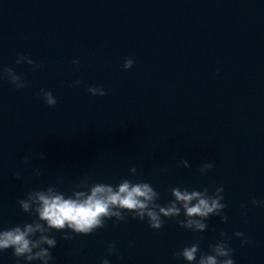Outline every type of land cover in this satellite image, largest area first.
I'll return each instance as SVG.
<instances>
[{
    "label": "water",
    "instance_id": "1",
    "mask_svg": "<svg viewBox=\"0 0 264 264\" xmlns=\"http://www.w3.org/2000/svg\"><path fill=\"white\" fill-rule=\"evenodd\" d=\"M4 66L26 81L4 79L7 227L31 219L17 202L28 191L58 183L70 194L85 177L150 182L160 204L173 187L224 188L227 220L209 216L204 232L182 216L158 230L130 216L71 239L54 230L55 264H186L173 252L220 239L235 264H264V207L251 203L264 199V0H6Z\"/></svg>",
    "mask_w": 264,
    "mask_h": 264
},
{
    "label": "clouds",
    "instance_id": "2",
    "mask_svg": "<svg viewBox=\"0 0 264 264\" xmlns=\"http://www.w3.org/2000/svg\"><path fill=\"white\" fill-rule=\"evenodd\" d=\"M17 65L27 63L35 65V61L24 54H17ZM79 66V60L72 61ZM134 64L132 58H126L122 68L130 69ZM0 79H7L17 89L26 86L23 76L13 68L0 66ZM81 81H74V86ZM87 91L93 95L104 96L105 89L100 86H87ZM40 95L48 106H55L56 97L52 91L41 88ZM40 158L44 153H39ZM29 158L25 157L27 161ZM178 166L188 168L189 161L181 159ZM211 162H205L199 171L204 174L212 168ZM34 174H39V169H34ZM129 171L137 174L136 166H131ZM57 184H50L43 188L28 191L24 198L18 199L19 207L28 213L30 220L0 227V252L11 250L15 257V264H55L52 249L57 245L55 232H62L64 239H71L73 234H91L96 229L105 226L109 219L115 218L116 222L125 221L129 216L147 222L153 230L160 229L164 218H182L177 222L185 229L193 232H204L209 216H219L226 221L224 214L226 204L224 201L223 186L216 187L209 193L208 188L189 189L187 187H173L171 199L165 204L157 201L160 193L150 182L123 178L119 183L89 182L87 177L74 185L71 193L62 191ZM251 203L264 207V199L253 198ZM234 235L241 238L242 244L250 243L242 231ZM225 233L220 232V237ZM108 254L115 251L113 242H108ZM233 249L227 239H220L209 245V251L200 249L199 242L185 245L182 249L173 252V256L182 258L186 264H235L232 258ZM2 264V262H0ZM101 264H111L108 258H103Z\"/></svg>",
    "mask_w": 264,
    "mask_h": 264
}]
</instances>
